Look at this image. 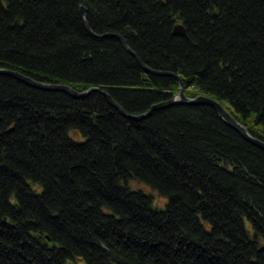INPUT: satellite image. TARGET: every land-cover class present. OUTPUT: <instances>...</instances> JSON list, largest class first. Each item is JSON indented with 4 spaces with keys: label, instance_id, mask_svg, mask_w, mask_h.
Masks as SVG:
<instances>
[{
    "label": "trees",
    "instance_id": "16d2710c",
    "mask_svg": "<svg viewBox=\"0 0 264 264\" xmlns=\"http://www.w3.org/2000/svg\"><path fill=\"white\" fill-rule=\"evenodd\" d=\"M81 4L264 141V0H0V67L138 114L178 81ZM0 264H264V150L206 104L0 74Z\"/></svg>",
    "mask_w": 264,
    "mask_h": 264
},
{
    "label": "water",
    "instance_id": "95a60500",
    "mask_svg": "<svg viewBox=\"0 0 264 264\" xmlns=\"http://www.w3.org/2000/svg\"><path fill=\"white\" fill-rule=\"evenodd\" d=\"M79 14L81 17V20L83 22V25L85 27V29L87 31H89L92 35H95L90 29L89 26L87 24V20H86V8L81 4L79 6ZM173 33L177 34V35H184V28L181 24H176L174 26L173 29ZM106 36H110L112 34H104ZM123 44L124 47L127 49V51L132 54L135 59L137 60V62L140 64V66L142 67L143 70L147 71V72H152V73H156V74H169L171 76H173L179 83V91L177 94H175L172 98H170L168 101L165 102H161L158 104H155L154 106H152V109L155 108H159V107H164L167 105H171L173 103H194V104H207L212 106L213 108H215V110L217 111L218 115L230 126L234 127L236 130H238L240 132V134L246 138L248 141H250L251 143H253L254 145L260 147L261 149L264 150V142L251 136L247 130L245 129V127L240 124L239 122H237L227 111L226 109L216 100L203 95V94H198L194 97H189L184 93V86L180 80V78L171 73V72H161V71H157L154 69L149 68L148 66L142 64L138 57L135 55V53H133L130 49H128V47L125 45L123 39L121 38V36H116ZM0 74H7L10 75L12 77L17 78L20 81H24L27 82L28 84L38 88V89H43V90H59V91H63L66 92L74 97H80L83 94L82 93H78L77 91L73 90L72 88H70L67 85L64 84H51V83H43V82H37L35 80H33L30 77L24 76L22 74H19L17 71L14 70H10V69H5V68H0ZM105 98L107 99V101L114 106L115 108L119 109V106L110 98L109 95H107L106 93H104ZM150 113V111L146 112V113H142L138 116H136V118H141V117H145Z\"/></svg>",
    "mask_w": 264,
    "mask_h": 264
},
{
    "label": "bare ground",
    "instance_id": "6f19581e",
    "mask_svg": "<svg viewBox=\"0 0 264 264\" xmlns=\"http://www.w3.org/2000/svg\"><path fill=\"white\" fill-rule=\"evenodd\" d=\"M90 29V28H89ZM91 30V29H90ZM92 31V30H91ZM89 32V31H88ZM93 32V31H92ZM90 33V32H89ZM95 35H93V36H95V37H103V36H106V35H104V34H112V35H110L111 37H115V38H117L116 36H120V35H118V34H115V33H112V32H104V33H95V32H93ZM91 34V33H90ZM92 35V34H91ZM122 39H123V41H124V43H125V45L128 47V49H130V47L127 45V43L125 42V40H124V38L123 37H121ZM118 39V38H117ZM119 40V39H118ZM119 42L122 44V46L124 47V44L119 40ZM125 48V47H124ZM126 49V48H125ZM127 50V49H126ZM131 50V49H130ZM132 51V50H131ZM133 52V51H132ZM134 53V52H133ZM136 55V54H135ZM135 58V57H134ZM137 61V60H136ZM140 65V64H139ZM0 68H2V67H0ZM5 69H7V68H5ZM11 70V69H10ZM15 71V70H14ZM161 72H168V71H161ZM19 74H21L20 72H18ZM5 75H7V74H5ZM23 75V74H22ZM25 76V75H24ZM28 77V76H27ZM15 78V77H14ZM17 79V78H16ZM34 80V79H33ZM35 81H37V80H35ZM24 82V81H23ZM37 82H41V81H37ZM24 83H26V84H28L27 82H24ZM43 83H45V82H43ZM47 83V82H46ZM51 84H54V83H51ZM28 85H30V84H28ZM65 85V84H64ZM30 86H32V85H30ZM67 86H69V85H67ZM32 87H34V86H32ZM70 88H72L73 90H75V91H77L78 93H84L82 96H80V97H74V96H72V95H70V94H68V93H66V94H68L69 96H71V97H74V98H82V97H85L86 95H88L90 92H92V91H99L103 96H104V93H106L107 95H109L108 93H107V91L106 90H103V89H99V88H97V87H88V88H85V89H83V90H80V91H78V90H76V89H74L73 87H71V86H69ZM36 88V87H35ZM53 91H59V90H53ZM110 96V95H109ZM105 97V96H104ZM173 97V96H172ZM171 97V98H172ZM110 98H111V96H110ZM106 99V98H105ZM112 99V98H111ZM170 99V98H169ZM169 99H165V100H161V101H158V102H155V103H152L145 111H143V112H141V113H138V114H132V113H128V112H126L125 110H123V108L119 105V104H117L113 99V101L119 106V109H117V108H115L114 106H112L108 101V103L113 107V108H115L116 110H118L122 115H124V116H126V117H128V118H130V119H132V120H139V118H136V116H138V115H140V114H142V113H146V112H148V111H150V113L151 112H153V111H155V110H159V109H162V108H166V107H170V106H172V105H176V104H183V103H173V104H171V105H167V106H164V107H159V108H155V109H152V106H154L155 104H158V103H161V102H165V101H168ZM107 100V99H106ZM189 104H194V103H189ZM207 105V104H206ZM210 106V105H209ZM212 107V106H211ZM213 108V107H212ZM214 110H215V108H213ZM226 109V108H225ZM216 111V110H215ZM227 111V110H226ZM228 112V111H227ZM149 113V114H150ZM216 113H217V111H216ZM229 113V112H228ZM148 114V115H149ZM230 114V113H229ZM217 115H218V113H217ZM231 115V114H230ZM219 116V115H218ZM232 116V115H231ZM220 117V116H219ZM233 117V116H232ZM143 117H141L140 119H142ZM221 118V117H220ZM234 118V117H233ZM222 119V118H221ZM235 119V118H234ZM223 120V119H222ZM236 120V119H235ZM224 121V120H223ZM237 121V120H236ZM225 122V121H224ZM237 122H239V121H237ZM226 123V122H225ZM240 123V122H239ZM227 124V123H226ZM241 124V123H240ZM229 125V124H228ZM243 125V124H242ZM230 126V125H229ZM244 126V125H243ZM232 127V126H231ZM234 128V127H233ZM235 129V128H234ZM246 129V128H245ZM238 131V130H237ZM239 132V131H238ZM248 132V131H247ZM240 133V132H239ZM249 133V132H248ZM251 135V134H250ZM252 136V135H251ZM254 137V136H253ZM246 139V138H245ZM258 139V138H257ZM247 140V139H246ZM260 140V139H259ZM262 141V140H261ZM250 142V141H249ZM264 142V141H263ZM253 144V143H252ZM164 200V202H165V199H163ZM164 202H163V205H164ZM163 205H161V206H163Z\"/></svg>",
    "mask_w": 264,
    "mask_h": 264
},
{
    "label": "rangeland",
    "instance_id": "374dc122",
    "mask_svg": "<svg viewBox=\"0 0 264 264\" xmlns=\"http://www.w3.org/2000/svg\"><path fill=\"white\" fill-rule=\"evenodd\" d=\"M131 186L133 188H141L144 191H148V189L145 186H143V185H141L139 183L132 182ZM163 202H164L163 198H161V197L157 196L156 194H154V204H155V206L159 207V206L163 205Z\"/></svg>",
    "mask_w": 264,
    "mask_h": 264
}]
</instances>
